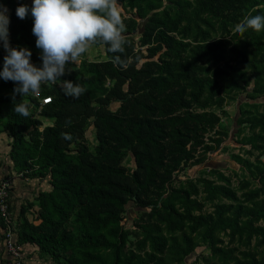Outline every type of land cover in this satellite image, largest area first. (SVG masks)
<instances>
[{"label": "rangeland", "instance_id": "374dc122", "mask_svg": "<svg viewBox=\"0 0 264 264\" xmlns=\"http://www.w3.org/2000/svg\"><path fill=\"white\" fill-rule=\"evenodd\" d=\"M148 2L152 7H148ZM21 3L30 8L32 0H9L4 5L8 9L7 14L12 6ZM118 3L126 25L125 37L132 42L126 63L139 67L145 61L158 62L159 57L169 62V72L165 73L167 81L176 85H171L158 97L159 108L155 117L165 122L172 118H184L186 121L182 125L175 120L176 124L168 127L161 141L162 166L155 182L145 192V199H158L159 212L156 213L151 206H138L133 199L124 204L120 224L128 230L125 251L141 257L150 251L148 241L143 242L144 233L148 226L156 223L166 238L162 264H264L263 219L252 220V228L257 229H247L240 235H231L228 230L214 232V246L224 251L214 254L207 241L201 238L202 229L189 232L187 227H183L167 231L163 220L165 211L160 206V199L170 190L194 186L196 192L190 193L189 200H194L197 206L190 207L192 214L213 216L221 207L224 215L231 216L239 207V223L244 224V210L263 211L264 130L258 120L264 119V39L258 38L261 31L248 29L241 37L234 28L246 16L264 15V0H118ZM137 5L144 16L138 15ZM152 13L164 18L163 29L169 42L168 48L161 46L156 52H152L157 45L155 35L145 39L142 34L143 25ZM32 22L30 13L27 18L14 21L9 30V40L13 42L12 47H27L32 53L30 59L35 60L40 57V49L33 42ZM105 60L103 45L93 44L70 68H81L78 73L83 77L87 74L83 69L87 64L98 65ZM151 68L154 73L156 66ZM68 74L66 71L61 78L68 80ZM112 84L113 81L106 77L101 94L91 96L86 92L76 104L64 108L66 118L57 135V146L68 156L77 155L79 143L84 145L88 158L97 156L98 141L90 113L97 104V98L103 96L109 98L108 110L114 112L117 109L119 101L114 100L110 93ZM52 88L57 87L51 85L49 89ZM121 89L126 90L125 84ZM50 94L52 105L59 99L69 100L62 90H53ZM130 102L125 103L124 110L117 114L126 119L136 118L137 111ZM54 111L48 106L36 113L31 107L30 116L38 120L40 130L52 124ZM192 116H198L199 120L191 122ZM76 124H79L78 129L74 128ZM71 132L82 137H73ZM66 134L71 136L70 140L64 138ZM9 141L0 126V173L5 176L11 168L7 154ZM109 144L124 150L120 164L130 174L134 160L122 139L112 135ZM186 151L187 158H184ZM44 179L29 182L23 177L17 192L11 183L9 202L16 226L24 212L30 220L35 218L37 199L49 188ZM213 185L222 189L211 193ZM185 205L178 200L174 207L181 211ZM86 206H77L71 212L65 224L67 229L77 233L74 212H82ZM184 235L194 244L192 250L188 254L170 253L172 238L183 244ZM35 257L25 264H54L48 255L36 253ZM0 260L2 262L3 257Z\"/></svg>", "mask_w": 264, "mask_h": 264}, {"label": "trees", "instance_id": "16d2710c", "mask_svg": "<svg viewBox=\"0 0 264 264\" xmlns=\"http://www.w3.org/2000/svg\"><path fill=\"white\" fill-rule=\"evenodd\" d=\"M8 1L0 0V4L5 5ZM17 6H12L7 14L10 20L9 30L14 21H19L16 15ZM148 7H152L150 2ZM137 8L138 15L144 16L138 5ZM164 25V18H158L154 13L143 25V38L146 39L154 34L157 39V45L152 52H156L161 46L169 47ZM24 34H27L25 30ZM32 38L35 43V36L33 35ZM125 38L127 43L124 53L109 52L107 45L97 42L96 44L103 45L106 60L98 65L87 64L83 68L87 74L83 77L78 73L81 68H73L69 76L67 75L68 80L84 86L91 96L94 93L101 94L103 79L107 77L113 81L110 88L111 96L119 101V106L114 112L107 109L109 98L106 96L97 98V104L92 108L90 115L93 116L92 124L98 145L97 156L91 159L88 158L82 143L78 144L75 157L68 156L57 146V135L62 130L66 118L64 108L69 104H76L85 94L76 100L70 97L69 100L59 99L53 105L52 97L51 102L44 107L55 109L52 114L53 122L39 130L38 120L31 116L24 118L14 112L13 105L26 101L25 97L16 94L13 102V88L16 85L10 80L4 81L0 78V126L10 138L7 154L12 169L22 172V175L28 178L47 177L50 186L49 190L41 193L37 199L38 209L34 219H37L38 223L34 224L32 220L20 216L18 225H15L17 243L35 244L39 252L48 255L54 264H162L163 262L166 238L160 227L153 223L145 230L143 242L148 241L150 251L144 252L141 257L125 251L128 230L122 227L120 218L124 204L129 199H133L138 206H151L152 210L159 212L158 199L154 201L145 199V192L155 182L162 166L161 141L165 138L168 127L174 126L176 121L182 125L186 124V121L184 118H172L165 122L155 117L159 108L158 97L175 84V82L168 84L165 74L169 72V62L159 57L158 62L145 61L139 67L126 63V55L130 52L132 42L129 37ZM258 38L264 39V30L260 32ZM258 38L256 40H259ZM6 54L0 50V67ZM116 56L120 57L119 62L115 60ZM38 59L40 57L35 60ZM152 65L156 66L154 73H152ZM124 84L125 91L121 89ZM53 90L62 89L57 87L46 92L52 93ZM128 102L137 111L136 118L126 119L117 114L118 111L124 110L125 103ZM83 108L87 110L86 106ZM194 120H199V117L192 116L191 122ZM258 123L264 130V119L260 118ZM74 128L78 129L79 124ZM70 134L73 137H82L77 133ZM112 135L120 137L125 149L133 156L134 168L130 174H127L120 164L124 150L109 144ZM187 153L186 151L184 158H187ZM262 167L264 168V161ZM215 189L222 188L213 185L210 187L211 193ZM194 192H196L194 186H190L189 189H172L160 199L161 205H159L165 211L163 216L165 228L167 231H173L187 227L189 232L202 229L201 238L207 241L214 254L224 253L221 248L214 246L212 239L214 232L228 230L231 235H240L252 228V220L259 218L264 220V209L262 212L244 210L246 215L244 224L239 223V207L235 208L231 216L224 215L225 212L221 207L217 208L213 216L192 214L190 207L197 206V203L189 200V195ZM178 200L186 203L181 211L174 207ZM83 204L87 206L82 212H74L77 224V233H74L67 229L65 224L71 212ZM182 242L183 244H180L173 237L169 245L170 253L188 254L194 247L185 235L182 237Z\"/></svg>", "mask_w": 264, "mask_h": 264}, {"label": "clouds", "instance_id": "9594fccd", "mask_svg": "<svg viewBox=\"0 0 264 264\" xmlns=\"http://www.w3.org/2000/svg\"><path fill=\"white\" fill-rule=\"evenodd\" d=\"M7 12L6 6L0 4V42L7 53L0 67V78L16 85L13 102L16 94L21 97L36 94L43 84H55L57 80L65 96L78 99L85 94L86 88L59 79L66 71H72L70 65L78 62L97 42L107 45V51L112 53L125 51L126 25L118 0H32L30 8L19 4L16 8L18 18L25 19L31 14L32 34L40 49L41 67L31 62L32 53L27 47L10 46ZM248 29L264 30V15L246 16L235 25L234 32L243 37ZM115 60L119 62L120 57L116 56ZM13 110L24 118L31 115V105L27 101L15 103ZM64 138L70 140L71 136L66 134Z\"/></svg>", "mask_w": 264, "mask_h": 264}, {"label": "built area", "instance_id": "2783aa9c", "mask_svg": "<svg viewBox=\"0 0 264 264\" xmlns=\"http://www.w3.org/2000/svg\"><path fill=\"white\" fill-rule=\"evenodd\" d=\"M9 43L10 46L13 45V42L10 40ZM0 50L6 53L2 46V42H0ZM31 62L37 67L42 66L41 59L31 60ZM74 65H76V63ZM59 79L61 81L65 80V78L61 77ZM51 85L60 87V81L57 80L55 84H43L38 93L26 96L28 103L36 113H40L43 107L51 102L52 96L50 93L46 92ZM14 174H17L18 177L22 176V172H10L6 176L0 173V239L3 251V260L1 264H22L21 252L16 238L15 221L9 202V193L12 177L15 176Z\"/></svg>", "mask_w": 264, "mask_h": 264}, {"label": "crops", "instance_id": "0c3cea01", "mask_svg": "<svg viewBox=\"0 0 264 264\" xmlns=\"http://www.w3.org/2000/svg\"><path fill=\"white\" fill-rule=\"evenodd\" d=\"M6 134V133H5ZM7 136V135H6ZM10 139V138H9ZM8 148H9V145H8ZM8 161H9V163H10V165H11V168H10V172H13V173H15L16 171H14L13 169H12V163H11V161H10V159H9V157H8ZM15 176H13L12 177V183L14 184V191H18V187H19V185L21 184V181L23 180V175L22 176H20V177H18L17 176V174H14ZM28 180H30L29 182H31L33 179H37L36 177H33V178H28V177H26ZM48 178L47 177H45V179H44V181L46 182V184L49 186V184H48V180H47ZM50 187V186H49ZM47 190H49V188H47ZM36 209H38V206L36 205ZM36 215V214H35ZM34 215V216H35ZM23 216L25 217V218H27L28 220H30L29 218H28V216H27V214H26V212H24V214H23ZM32 222L34 223V224H36V223H38V220L37 219H33L32 220ZM19 245V249H20V252H21V257H22V261H23V263L25 264V263H29L30 261H31V259H33L34 260V258H36L35 257V254L36 253H38V254H43V253H41V252H39V250H38V247L35 245V244H33V243H21V244H18ZM45 255V254H44ZM3 257V251H2V249H1V244H0V259ZM1 261V260H0ZM1 263V262H0Z\"/></svg>", "mask_w": 264, "mask_h": 264}]
</instances>
